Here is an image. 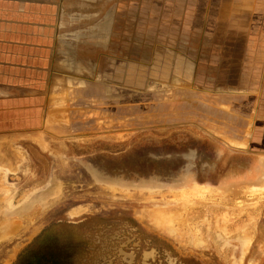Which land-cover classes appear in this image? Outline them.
I'll return each mask as SVG.
<instances>
[{
  "label": "crops",
  "instance_id": "1",
  "mask_svg": "<svg viewBox=\"0 0 264 264\" xmlns=\"http://www.w3.org/2000/svg\"><path fill=\"white\" fill-rule=\"evenodd\" d=\"M173 128L264 154V0H0L1 148Z\"/></svg>",
  "mask_w": 264,
  "mask_h": 264
},
{
  "label": "rangeland",
  "instance_id": "2",
  "mask_svg": "<svg viewBox=\"0 0 264 264\" xmlns=\"http://www.w3.org/2000/svg\"><path fill=\"white\" fill-rule=\"evenodd\" d=\"M194 137L173 128L120 143L16 136L2 145L0 264L130 263L117 251L104 260L130 230L139 249L163 250L172 264H264V154L215 142L203 150ZM186 151L204 160L171 175Z\"/></svg>",
  "mask_w": 264,
  "mask_h": 264
},
{
  "label": "flooded vegetation",
  "instance_id": "3",
  "mask_svg": "<svg viewBox=\"0 0 264 264\" xmlns=\"http://www.w3.org/2000/svg\"><path fill=\"white\" fill-rule=\"evenodd\" d=\"M177 135H183V134L180 133V134H177ZM173 136H175V135H173ZM177 137H181V136H177ZM193 141H197V143H200L201 146L203 145V150L205 149L204 146H206L208 148L209 146L211 147L212 144H215V143H212L210 140H208V139H206L204 137H194V140ZM151 142L153 143V142H158V141H156V140L155 141H152L151 140ZM175 142H179V141H175ZM186 142H188V141H186ZM159 143H167V141H160ZM185 153H187V154L186 155H182L183 154L182 152L179 153V154H177L179 156L176 157V158L177 159H180L179 162L182 163V166L180 168H178V171L179 172H177V173H171V175H189L187 173V172H189L188 171L189 170L188 160L194 158L197 161V163H199V161H201V160H204L203 159L204 157H200L198 155H196V157H195V155H191V156L188 155V153H190V151H186ZM169 157L170 156L165 157V159H170ZM198 174H200V173H198ZM106 225H109V223H107ZM92 226L93 225H91V229H92ZM121 229H122V232H123L124 227H122ZM125 233L128 236H124V232L123 233H120L119 232V234H118L119 235V238L122 239V240L121 241H118V244L116 243L111 248H109L110 245L107 247V250H106L105 255H104V260L105 261L106 260L109 261V259L111 261V259L115 258L116 257L115 252L117 251L118 253L123 254L124 257H127L130 260L132 259L130 263H126V264H135L136 261H137V260L135 261V256L136 255H138L137 258L140 260L141 264H153L154 261L157 262V260H156L157 257L159 259L165 260V262H168L169 264H172L173 263V260L171 259L170 256L163 255L162 254V253H164V252H162L163 250H158L157 248H155V249L153 248L154 251L152 253H145V252H143L142 249H144V248H140L139 249L138 246H137V245H143L142 239H138L136 237L135 232L132 231V230L126 231ZM90 234H92V230H88V229L85 230V232H84V235L85 236L90 235ZM138 240H139V242H138ZM119 244H120V246H119ZM127 245H131L132 246V249H130L132 251V253H129L130 250H125L124 247H126ZM146 248L147 249H151L152 247H146ZM104 264H108V263H105L104 262Z\"/></svg>",
  "mask_w": 264,
  "mask_h": 264
},
{
  "label": "bare ground",
  "instance_id": "4",
  "mask_svg": "<svg viewBox=\"0 0 264 264\" xmlns=\"http://www.w3.org/2000/svg\"><path fill=\"white\" fill-rule=\"evenodd\" d=\"M45 126H46V128H48V129H50V130H52V131H54V132H57V125L55 124V123H53L49 118H47L46 119V121H45ZM2 155H3V151H2V149L0 148V160H1V158H2ZM1 162V161H0ZM43 200H45V199H43ZM43 200H40L39 202H41V201H43ZM44 205V204H43ZM15 221V219H7V221L6 222H4V226L6 227V229L8 228V227H12L13 225H11V223H13Z\"/></svg>",
  "mask_w": 264,
  "mask_h": 264
}]
</instances>
